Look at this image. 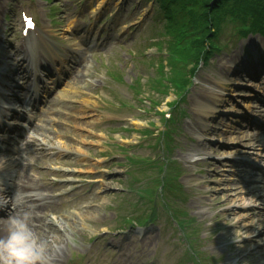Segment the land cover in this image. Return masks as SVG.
Returning a JSON list of instances; mask_svg holds the SVG:
<instances>
[{
	"label": "rangeland",
	"instance_id": "rangeland-1",
	"mask_svg": "<svg viewBox=\"0 0 264 264\" xmlns=\"http://www.w3.org/2000/svg\"><path fill=\"white\" fill-rule=\"evenodd\" d=\"M30 1L0 0V106L6 104L5 86L22 85L12 78L17 62L9 57L12 46L20 56L28 51L18 42L23 12L36 16L45 46L52 44L47 48L55 50L58 62L66 59L70 48L76 60L86 62V70L58 99L62 90L69 89L53 85L60 67H52L51 72L38 68L41 82L32 88L53 92L50 112L34 121L37 130L28 147L13 158L3 159L27 160L33 151L44 149L45 154L36 151L31 159L34 164L30 160L23 166L18 164L29 181L45 186L43 202L54 214L46 212V222L39 227L52 223L54 232L66 231L73 214L86 216L66 231V264H199L198 259H191L189 245L201 264H264V40L256 35L238 37L239 24L222 25L218 41L214 40L210 15L217 0H190L194 6L187 10L200 22L193 24L190 41L181 44L177 42L188 30L178 23L179 28L174 25L168 31L167 24L157 18L152 0ZM86 33L90 46L75 45L73 40L84 41ZM154 40L156 50L151 46ZM212 40L221 51L204 66L202 51ZM29 47L33 55V46ZM248 56H254V64L244 61ZM188 59L198 66L196 70L191 63L186 64ZM170 64L176 67L173 75L168 71ZM25 67L27 72L33 68L28 63ZM258 68L262 73L253 76ZM73 69V65L67 68ZM187 72L195 75L193 81ZM110 76L123 82L117 84ZM162 80L168 86L171 81L169 89L179 90L173 92L183 93L184 99L163 96L169 92L166 88L161 91L164 94L150 89ZM135 81L145 82L143 101L132 97L128 89ZM174 102L181 113L175 119L173 144L157 149L154 136L142 139L140 134L147 130L158 135L162 128L157 131L154 127H160V115L170 111ZM11 108L16 107L12 104ZM20 109L30 110L24 105ZM5 114L9 113H0L1 121H7L2 117ZM119 153L132 159L160 157L163 165L141 173ZM16 167L6 163L2 172L10 174ZM156 173L165 182L179 184L184 196L178 208L195 230L190 240L161 207L166 196L152 201L155 215L149 217L144 210L138 218L141 224L153 218L149 225L137 228L122 223L135 218L127 212L129 204L139 205L136 182H142L141 188L145 183L141 179L156 178ZM5 182L10 186V175ZM0 191L13 193L2 186ZM233 198L242 201H231ZM4 200L9 202L7 198L0 201ZM249 204L253 209L247 207ZM54 236L49 234L45 244H51Z\"/></svg>",
	"mask_w": 264,
	"mask_h": 264
},
{
	"label": "trees",
	"instance_id": "trees-1",
	"mask_svg": "<svg viewBox=\"0 0 264 264\" xmlns=\"http://www.w3.org/2000/svg\"><path fill=\"white\" fill-rule=\"evenodd\" d=\"M209 1L210 0H208V2ZM154 4L156 5L157 9L160 10V14L167 24L168 31L170 27L174 25H176L177 28H179L178 23H181L182 29L188 30V34L183 33V35L181 36V38L178 40L177 43L181 44L185 40L190 41L189 38L193 36L192 32L194 31L193 24H199L200 22L199 20L194 19L190 15L189 10H187L194 6V2H191L190 0H154ZM187 4L188 5L190 4V6L185 7V5ZM203 4L205 7L207 2ZM210 20H212L213 35H215V37L218 34L219 29L224 21H227L231 24H239L241 27L239 34L242 36L247 33L246 31L259 33L262 36H264V0H217V2H214L212 13L210 15ZM211 42L212 44L209 43V49L211 51L212 50L216 51V48L213 45L214 40H212ZM195 43L196 42H194V44ZM195 49H197V47H195ZM202 53H204V56H206L207 54L206 51H202ZM183 56L184 55H182V57ZM188 60L189 61H187L186 64L191 63V65L192 64L194 65L193 60H192L193 62H191L190 59ZM177 61L179 63L180 58H178ZM169 67L170 68L168 71L172 72L171 75H173L176 72V67H174V64L173 66L172 64H170ZM180 67L183 71H186L184 66H180ZM166 79L170 80L168 75H166ZM154 83L156 86L155 88L160 92L162 90H165V88L169 89L171 86H173L171 81H169V86L165 85V82L163 80L160 81L161 84H159L158 81ZM159 87L162 89H159ZM152 90L156 91L153 87ZM170 90L171 89H169V91ZM173 91L178 92L179 90H173Z\"/></svg>",
	"mask_w": 264,
	"mask_h": 264
},
{
	"label": "clouds",
	"instance_id": "clouds-1",
	"mask_svg": "<svg viewBox=\"0 0 264 264\" xmlns=\"http://www.w3.org/2000/svg\"><path fill=\"white\" fill-rule=\"evenodd\" d=\"M14 202L19 205L22 199L14 197ZM30 221L27 211L9 219L6 234L0 236V264H48L46 244L33 231Z\"/></svg>",
	"mask_w": 264,
	"mask_h": 264
},
{
	"label": "bare ground",
	"instance_id": "bare-ground-1",
	"mask_svg": "<svg viewBox=\"0 0 264 264\" xmlns=\"http://www.w3.org/2000/svg\"><path fill=\"white\" fill-rule=\"evenodd\" d=\"M74 85H75V81L73 83L69 84L68 85L69 89L66 92L64 91L60 95V99H62L64 94L69 92L74 87ZM62 146H64V145L60 144V147H62ZM56 150L58 152V149H56ZM21 175H23L21 173V170H20V174L16 173V178H15V181L13 182V186H14V188H15V190L19 196H24V199L27 200L29 203H34V201H33L34 198L32 196H26V195L35 193L38 191V189H34L31 186V184L27 181L25 176L23 177ZM231 201H238V200L236 198H233ZM241 201H238V202L241 203ZM37 209L39 212L40 211H47L48 206L45 204L39 205ZM19 214H20L19 212L13 213V215H11L7 220L1 221V223H0V236H3L6 234L9 219L11 217L19 215ZM30 215H31L30 225H31L33 231L37 234V236L43 242H46L45 240L49 234L55 235L51 241V244H49V243L46 244V255L49 258L48 264H66L65 246L68 243L67 239L64 238L66 235V231H69L74 226V223L77 224L76 221H82L81 219L85 218L86 216L73 214L72 220H71L72 223H68V224L66 223L67 229H69V230H66V231L65 230H62V231L55 230V232H54L51 229H47L46 232L42 233V229L38 226L41 219L36 217L33 213H30ZM44 219H45V217H44Z\"/></svg>",
	"mask_w": 264,
	"mask_h": 264
}]
</instances>
